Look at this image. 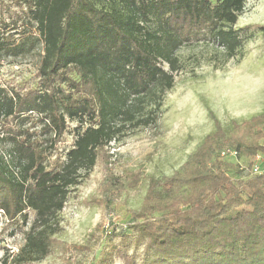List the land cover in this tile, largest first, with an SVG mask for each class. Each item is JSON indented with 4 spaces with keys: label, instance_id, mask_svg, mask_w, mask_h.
<instances>
[{
    "label": "trees",
    "instance_id": "1",
    "mask_svg": "<svg viewBox=\"0 0 264 264\" xmlns=\"http://www.w3.org/2000/svg\"><path fill=\"white\" fill-rule=\"evenodd\" d=\"M247 1L13 0L12 10L0 0L9 17L0 14V61L39 59L35 88L0 78V213L26 226L24 244L1 264L51 255L70 192L101 152L130 128L156 122L182 68L180 49L211 43L238 55L252 30L235 27ZM34 116L45 147L30 128ZM242 123L232 130L248 126L246 138L219 129L170 176L151 181L131 222L108 233L96 264H264V171L251 174L241 165L254 160L238 161L263 148L264 113ZM68 130L72 145L50 163Z\"/></svg>",
    "mask_w": 264,
    "mask_h": 264
},
{
    "label": "rangeland",
    "instance_id": "2",
    "mask_svg": "<svg viewBox=\"0 0 264 264\" xmlns=\"http://www.w3.org/2000/svg\"><path fill=\"white\" fill-rule=\"evenodd\" d=\"M4 1L18 10L13 0ZM1 11L0 5L1 16L9 22L6 11ZM260 25L264 26V0H248L235 27L250 26L252 30L245 35L238 55L228 58L222 48L211 43L180 49L182 68L164 96L156 122L130 128L101 152L90 175L70 192L61 212L63 230L53 252L32 264H96L108 233L131 222L132 212L141 207L151 181L179 169L207 136L219 129L229 136L236 123L264 113V30L257 28ZM38 63L36 55L2 58V83L22 91L35 88ZM31 120L36 140L48 144L40 134L43 123L37 116ZM248 130L243 125L231 138H246ZM73 138L69 130L61 136L49 155L50 163L64 159ZM258 141L263 147L256 155L261 156L262 173L264 136ZM255 158L242 155L238 161L249 165ZM25 231L23 223L9 222L0 213V264L6 251L17 252L24 244ZM115 264L124 263L117 260Z\"/></svg>",
    "mask_w": 264,
    "mask_h": 264
},
{
    "label": "built area",
    "instance_id": "3",
    "mask_svg": "<svg viewBox=\"0 0 264 264\" xmlns=\"http://www.w3.org/2000/svg\"><path fill=\"white\" fill-rule=\"evenodd\" d=\"M238 152L237 151H230L225 150L222 152V156H236L237 157ZM241 169L249 171L251 174L261 173V156H256L255 160L253 161L251 166H245L241 165Z\"/></svg>",
    "mask_w": 264,
    "mask_h": 264
}]
</instances>
